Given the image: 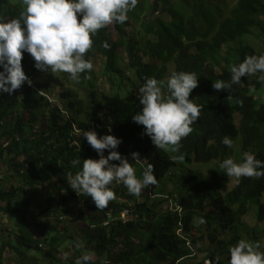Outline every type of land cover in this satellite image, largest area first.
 I'll return each instance as SVG.
<instances>
[{
	"label": "trees",
	"instance_id": "obj_1",
	"mask_svg": "<svg viewBox=\"0 0 264 264\" xmlns=\"http://www.w3.org/2000/svg\"><path fill=\"white\" fill-rule=\"evenodd\" d=\"M216 1L138 0L123 24L114 22L99 30L85 58L93 65L94 58H102L101 81L96 80L93 70L82 73L75 81L82 90L96 91L92 95L93 110L83 101L75 103L74 93L68 88L58 93L62 108L40 102L29 88L22 89L21 94L15 91L0 95V181L4 175L10 181L7 188H0V264H38L36 254L50 264H75L85 251L94 254L91 264H104L105 260L108 264H193L192 260L205 264L207 259L212 264H227L229 246L241 239H257V232L253 233L242 220L254 215L258 222H264V178L242 177L240 186L225 192L221 176L224 170L219 162L231 157L230 148L222 143L226 136L233 141L240 137V162L245 152L264 161V83L258 81L259 74L242 77V83L233 84L228 90H216L213 83H230L231 66L264 51L256 53L254 48L246 47L243 53L227 60L226 69H207V48H201L195 40L204 29L212 27L210 10L218 11ZM232 12L239 27L215 36V48L249 33L253 26L261 29L264 42L262 0H240ZM151 36L158 42L153 43ZM147 46L153 47L151 53L144 54L147 62L141 58L129 67L130 75L125 74L119 64V52L131 61ZM175 51L176 70L192 71L199 79L190 99L201 108L198 120L191 125L193 131L182 139L179 152L157 149L144 134V126L133 121L137 98L126 88L142 86L146 77L159 78L162 73L153 70V57L163 58ZM60 78L70 75L60 73ZM252 85L255 91L250 92ZM230 95L234 97L231 101ZM235 98L242 103L237 104ZM74 114L80 116L78 121ZM236 114L240 116L238 125L234 122ZM76 124L80 136L74 135ZM109 129L122 139L116 149L122 157L138 152L140 159L154 165L157 184L173 189L178 178L176 190L153 196L147 188L137 197L125 186H114V181L110 187L115 198L102 210L90 197L77 194L67 182L68 174L81 170L83 160L99 159L97 151L84 139L83 131L94 130L104 136L111 135ZM181 154L184 159H172ZM74 160H80V164L74 166ZM210 162L216 165L206 176L193 171L194 165ZM185 184L194 185L183 194ZM149 187L153 190V186ZM177 208H182L181 215ZM126 211L130 217L123 219L121 215ZM70 215L75 220L62 219ZM108 217L109 225L104 226ZM75 222H82L84 228L71 231V224L77 227ZM180 223L185 239L177 234ZM203 226L210 247L195 253L187 246V240L192 246L203 241V237L192 235ZM79 233L85 241L78 239ZM77 241L85 245L77 248Z\"/></svg>",
	"mask_w": 264,
	"mask_h": 264
},
{
	"label": "clouds",
	"instance_id": "obj_2",
	"mask_svg": "<svg viewBox=\"0 0 264 264\" xmlns=\"http://www.w3.org/2000/svg\"><path fill=\"white\" fill-rule=\"evenodd\" d=\"M238 2L231 8L229 15L223 14V9L216 4L218 11L210 10L212 27L204 29L199 34V38L195 40L201 48H207L204 64L210 71L220 72L226 69L227 60L243 53L246 47L254 48L256 53L264 51L263 49L258 52L255 47L244 45L242 41L256 34L254 30L258 29L261 34L262 31L257 26L250 28V34L222 42L220 48L213 46L215 36L234 31L239 27L237 16L232 12ZM137 4L138 0H0V95L4 93L11 95L15 91L21 94L22 89L29 88L32 89V93L38 95L40 102L44 100L51 106L57 105L62 108V101L58 98L59 104H54L57 102L52 100L47 90H52L53 86L65 87L61 85L60 77L55 73H67L73 81H79L82 73H91L93 70L98 80L95 66L90 59L85 58V54L93 47L92 38L99 30L114 22L123 24L128 19V12L135 9ZM262 28H264V22ZM150 40L155 41L153 43L158 42L152 36ZM107 46L105 43V47ZM152 48L147 46L131 61H128L125 53H123L124 58L120 55L122 52H119V64L120 67H124V73L130 75L129 67L137 64L141 58L147 62L148 57L144 54L146 51L151 53ZM176 54L177 51L167 53L163 58L152 56L153 70L162 73L158 74L159 78L146 77L142 86H127L126 88L130 89L137 98V102L134 101L136 109L132 117L133 121L144 126V134L151 139L157 149L167 151L171 148L179 152L181 141L193 131L191 125L198 120L201 108L193 99H190V94L199 85V79L192 71L176 70ZM101 61L103 62L102 58ZM230 72L231 82L216 81L213 83L214 89L228 90L233 84L242 83V77H251L256 74H259L258 81L264 83V54L246 56L243 62L231 66ZM35 75H37L36 78ZM47 77H52V80L55 78L56 85L53 82L45 83L43 79ZM107 88L109 89V86ZM84 91L90 92L89 100L93 105L90 110H93L92 95L96 91L91 88ZM249 91H255V86H249ZM166 93H168L167 96H165ZM233 99L232 95L228 97L229 101ZM83 102L87 106V103ZM235 102L242 103L238 98H235ZM18 107L21 109V106ZM239 121L240 116L236 114L235 124L238 125ZM73 128L74 135L80 136L81 131L78 127L74 125ZM109 131L111 135L104 136H99L94 130L83 131L84 139L97 151L99 159L83 160L81 170L75 175L68 174L69 186L77 194L90 197L100 210L106 208L108 203L115 198L114 191L110 187L114 181V186H125L130 194L137 197L141 195L142 190L147 188L153 196H159L154 195L157 188L161 186L160 183L157 184L154 165L146 163V159H140L138 152H133L132 156L122 157L116 150L122 143V139L113 130L109 129ZM222 143L228 146L231 152V157L219 162V167L224 170L221 176L222 183L225 184V192H230L240 186L242 177L264 178V161L257 159L255 154L245 152L240 162L242 156L240 137L237 141H233L232 138L226 136L222 139ZM236 143H239L238 148H236ZM73 144L78 145L76 141H73ZM105 150H108L107 156H105ZM172 159L181 160L184 156L181 154ZM113 161H119V163H111ZM79 164L80 160L73 161L74 166ZM205 165H210L209 173L216 162L194 165L195 174L201 177L206 176L208 173L203 176L199 171L196 172L198 166ZM141 172L142 174L137 176ZM177 182L178 178L176 184L173 185L175 190ZM230 184L233 186L227 189ZM193 185L185 184L182 187L183 194L191 190ZM149 186H153V190ZM176 212L181 215L182 208H177ZM121 217L128 219L130 214L126 211ZM62 219L70 222L75 220V216H64ZM255 219L256 223H260L256 217ZM108 225L109 217L104 222V226ZM263 233L264 229L262 233H256V240L241 239L234 246H229L230 258L226 263L264 264V247L260 241ZM177 234L185 239L182 223L179 224ZM195 234L209 241L204 226L200 232L192 233L193 236ZM78 239L85 241L83 235L81 238L78 236ZM187 246L192 249V244L188 240ZM76 247L82 248L83 242L77 241ZM93 256L94 254L85 251L75 264H91ZM104 264L108 262L105 260ZM205 264H212V261L207 259Z\"/></svg>",
	"mask_w": 264,
	"mask_h": 264
},
{
	"label": "rangeland",
	"instance_id": "obj_3",
	"mask_svg": "<svg viewBox=\"0 0 264 264\" xmlns=\"http://www.w3.org/2000/svg\"><path fill=\"white\" fill-rule=\"evenodd\" d=\"M238 1L239 0H221V2L219 4L218 3V0H217L215 2V4H217V5L219 4V6L223 9V14L229 15V11L231 10V8ZM262 2L264 3V0H262ZM258 31H259L258 29H257V31L254 30V33H256V34L252 35L249 38H244L242 41H243L244 45H251V46L255 47L258 50V52H259V51H261V50L264 49V43H263V34H260V32H258ZM259 34L261 35V38H259V36H258ZM120 55L121 56L122 55L124 56L123 52ZM124 58H125V56H124ZM93 60H94V66H95V69H96V72H97V79H98L97 81H100L99 71L102 68L101 58L100 57H96ZM55 74L60 77V74L59 73H55ZM59 79H61V82L63 83V85H65L64 88H68V89H70L71 91L74 92L73 98H74V102L75 103H77L80 100H83V101H85L87 103V106H88L89 109L92 108L93 105H92V103L89 100V97H91L89 91L80 90V88L77 86V84L75 83V81H73L71 78H67V79L59 78ZM54 80H55V78L52 80V77H47V78L43 79V81L45 83L53 82L55 84ZM39 82H40V80H39ZM48 87H51V86L48 85ZM64 88L63 87L53 86L52 87V90L51 89H47L49 91L48 94L50 95V97H52V100H55L57 102V103H54V104H59V100H58V96L57 95L60 92L62 93L63 90H64ZM38 114L41 115V112L39 111ZM79 119H80V116L74 114V120L75 121H78ZM76 126H77V124H76ZM238 147H239V143H236V148H238ZM209 168H210V165L198 166L196 168V172L199 171L204 176L205 174L208 173V169ZM4 177H5L4 180L3 181H0V188L1 189H5V188H7L10 185L9 177L7 175H4ZM232 186H233V184H230L227 187V189H230ZM171 190H172L171 187H165L164 188L163 186H159L157 188V190L154 192V195H161L163 193H166L167 194ZM242 221H243L244 224L247 223L249 225L250 230L253 233H256V232L262 233L263 232L264 225H262V223H256V219H255L254 215H251V216L243 219ZM0 225H1V222H0ZM75 225L77 226L76 228H75L74 224H71L70 225L71 226V231H73V232H77L78 231V228H84V224L82 222H80V223L75 222ZM78 236L81 238L82 237V234L79 233ZM195 237L196 238H199L200 235L199 234H195ZM228 239H230V237ZM260 241L262 242L263 247H264V233H263V236L261 237ZM83 246H84V243H83ZM208 246H210V243H209V241L207 239H205L203 241H200L198 244L192 246V249L195 251V253H197L198 251H203L204 252L208 248ZM35 256L38 259L37 260V263L38 264H50L47 260L42 259L41 258V255L36 254ZM191 262L193 264L196 263L193 260Z\"/></svg>",
	"mask_w": 264,
	"mask_h": 264
}]
</instances>
